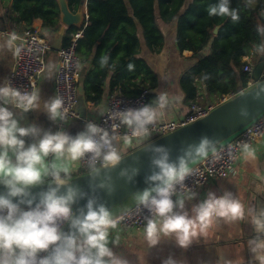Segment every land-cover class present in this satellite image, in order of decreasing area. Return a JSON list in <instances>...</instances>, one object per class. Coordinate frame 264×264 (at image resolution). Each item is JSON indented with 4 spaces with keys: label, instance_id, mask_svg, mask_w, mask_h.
Instances as JSON below:
<instances>
[{
    "label": "clouds",
    "instance_id": "9594fccd",
    "mask_svg": "<svg viewBox=\"0 0 264 264\" xmlns=\"http://www.w3.org/2000/svg\"><path fill=\"white\" fill-rule=\"evenodd\" d=\"M207 13L210 17H230L233 22L240 19L230 0H218L208 7ZM256 31L264 36V25L258 24ZM15 51L18 54L20 49ZM256 51L264 54V41L256 46ZM109 60L108 55H102L101 68L108 66ZM115 66L111 65L113 69ZM48 68L51 71L52 65ZM127 68L131 72L135 66L129 63ZM252 94L264 97V84L258 85ZM40 102L38 90L22 92L7 79L0 83V185L6 189L0 195V264H129L110 247L117 243L110 241L109 236L118 223L111 212L95 199H89L86 212L81 210L78 216L72 207L83 196L71 186L69 163L87 159L90 173L97 171L98 164L117 165L122 156L116 135L91 121L75 136L63 129L44 130L36 123L22 125L16 110L27 113L38 109ZM169 103L168 94L161 93L154 103L126 108L114 115L131 130L133 137L143 141ZM63 107L64 101L59 95L44 101L47 117L52 122L65 119ZM100 114H104L103 110ZM241 115L246 112L242 111ZM25 138H31L32 142L26 145ZM242 147L247 155H255L250 145L245 143ZM211 148V142L204 138L195 155H206ZM152 152L151 163L156 171L148 177L150 186L137 194L138 204L150 214L145 217L143 229L149 246L154 247L162 238L169 237L186 249L194 239L206 235L219 219L236 222L247 215L256 233L247 242L251 253L249 264L253 261L264 264V207L246 209L231 192L225 191L218 197L209 191L190 214L185 210V202L193 200L196 193L191 191L185 198L177 190L190 174L187 161L180 158L172 162L163 146L153 147ZM44 185L47 190L40 193L39 203L33 207V201L28 199L29 190ZM62 188L66 192L60 195ZM14 198L19 202L14 203ZM25 203L27 210L21 207ZM64 225H68L69 231L65 232ZM163 264H177V261L169 257ZM219 264L233 262L221 259Z\"/></svg>",
    "mask_w": 264,
    "mask_h": 264
},
{
    "label": "crops",
    "instance_id": "0c3cea01",
    "mask_svg": "<svg viewBox=\"0 0 264 264\" xmlns=\"http://www.w3.org/2000/svg\"><path fill=\"white\" fill-rule=\"evenodd\" d=\"M11 1L0 0V29L3 32L21 34L26 28H32L38 32L39 36L49 45L50 50L45 56V69L38 77L35 90H38L41 97L40 106L27 113L16 110L17 119L21 124L27 126L29 123H36L44 130L57 131L56 121L48 119L44 109V101L54 96V77L58 64V52L63 48L64 39L70 37L71 28H65L63 38L58 50L53 49L58 33L63 24L61 17L58 20V30L52 31L42 27L40 19L35 20L30 26H26L17 20L16 14L11 12ZM82 14L81 27L88 23L87 3L83 2L76 11ZM163 33L164 42L160 49L150 50L145 44L142 31L138 29L140 41V54L144 58L149 68L155 75V81H145L142 83L134 76L122 73L119 74L117 66L113 69L111 65L101 68L99 59L95 54V48L88 54L86 52L78 55L80 58V70L78 74V103L77 112L79 119L70 120L63 130L75 136L84 129L85 120H97L105 112L108 99L118 91L125 96H135L143 87L149 89V103H154L161 93H167L170 103L163 110V116L158 122L175 121L183 118L189 110L192 100H197L201 105L211 107L218 106L224 99L242 92L246 86L239 79L236 81L235 89L237 93L219 94L217 91H209L205 83L199 78L194 79L195 95L193 99L188 97L183 89L182 76L209 50L202 55L188 59V53H182L175 44V23L166 25L158 22ZM76 28V27H75ZM83 33L81 31L82 38ZM10 42V43H9ZM101 42L98 40L97 45ZM17 42L12 41L7 35L0 37V83L8 80L13 69L15 48ZM84 50V49H83ZM96 56V58H95ZM264 57V54L257 51H249L242 58L243 65L251 62L254 67ZM52 65L49 71L48 66ZM116 65V63H114ZM129 73V71H128ZM246 75V74H245ZM253 79V78H252ZM254 80V79H253ZM245 87V88H244ZM244 88V89H243ZM26 145L31 143V138H25ZM151 142V138L141 141L138 139L122 140L118 143L121 156H124L143 145ZM255 150L254 156L247 155L244 151L239 157L235 171L225 177L215 179L199 188L193 200L185 202V210L191 214V209L203 201L209 191L218 197L225 191L237 196L246 209L249 207H264V141L250 146ZM52 158L49 157V160ZM71 178L79 175V163H69ZM137 201L130 202L123 209L112 213L113 218H117L124 210L129 209ZM256 233L250 223V218L246 215L244 220L228 222L219 219L207 232L194 239L193 243L186 249L180 248L173 238L164 237L160 243L150 247L145 239L144 231L124 230L117 226L110 230V241H117L115 246L110 245L113 251L126 258L129 264H163V261L172 257L177 264H219L221 259L230 260L233 264H249L251 253L248 250V240ZM252 264H258L253 261Z\"/></svg>",
    "mask_w": 264,
    "mask_h": 264
},
{
    "label": "trees",
    "instance_id": "16d2710c",
    "mask_svg": "<svg viewBox=\"0 0 264 264\" xmlns=\"http://www.w3.org/2000/svg\"><path fill=\"white\" fill-rule=\"evenodd\" d=\"M5 1H11V12L24 25L30 26L40 19L43 28L58 30L60 11L56 0ZM84 1L88 23L81 28L71 27L69 34L83 33L77 41L76 53L88 54L95 48L97 59L108 55L109 65L116 63L119 74L132 75L142 83L155 81L154 73L139 56L137 33L140 28L150 50L160 49L164 37L159 21L166 25L175 23V44L181 55L188 53V59H192L209 50L182 76V87L191 99L195 95V78L202 80L209 91L237 93V79L244 86L247 81V75L240 71L243 56L256 51V46L264 41V36L256 31L258 24L264 25V0H230L231 7L239 12L238 22L230 17L208 15V7L218 0H67V3L76 11ZM69 41L70 37L64 39L63 46ZM129 63L135 68L128 73Z\"/></svg>",
    "mask_w": 264,
    "mask_h": 264
},
{
    "label": "built area",
    "instance_id": "2783aa9c",
    "mask_svg": "<svg viewBox=\"0 0 264 264\" xmlns=\"http://www.w3.org/2000/svg\"><path fill=\"white\" fill-rule=\"evenodd\" d=\"M3 35H7L12 41L17 42L16 48L20 49L18 54L15 51L13 69L8 80L14 86L20 88L22 92L35 90L38 77L45 69V56L50 50L49 45L32 28H26L21 34H9L0 29V37ZM80 37L81 31L72 34L69 44L61 48L58 52V64L54 77V95H59L63 99L64 107L62 111H64L65 115L64 120L57 119L56 121L58 130L64 129L70 120L79 119L77 112V83L80 70V58L76 53V47ZM262 62L263 66L259 81L264 80V57ZM253 70L254 65L251 62H247L242 67V71L248 75L247 86L244 90L249 89L256 83L252 79ZM227 100L224 99L221 103ZM146 104H149V89L146 87L142 88L135 96H125L118 91L108 99L106 110L99 119H87L84 122L86 124L91 121L108 129L110 133L116 135L118 146V143L122 140L138 138L133 137L131 130L125 125H122L114 114L126 108H139ZM213 108L215 107L201 105L197 100H192L188 113L183 118L175 121L157 122L155 125L150 126V135L148 137L152 141L173 132L178 128L205 117ZM261 141H264V112L236 136L190 167V174L186 177L183 185L178 186V193L186 198L189 192H196L199 188L204 187L211 181L233 173L237 161L244 151L242 145L246 143L252 146ZM78 163L79 175L90 173L87 159ZM101 167L104 166L101 164L97 165V168ZM24 209L27 210V208ZM149 215L148 210L142 208L137 202L129 209L124 210L115 219L118 220L117 226L124 230L141 231L145 226V217Z\"/></svg>",
    "mask_w": 264,
    "mask_h": 264
},
{
    "label": "water",
    "instance_id": "95a60500",
    "mask_svg": "<svg viewBox=\"0 0 264 264\" xmlns=\"http://www.w3.org/2000/svg\"><path fill=\"white\" fill-rule=\"evenodd\" d=\"M56 1L61 23L64 26L60 29L56 43L53 45V49L58 50L65 28H79L82 23V14L79 11L73 12L69 8L67 0ZM262 60L263 58L256 64L252 73V78L256 83L216 106L205 117L158 137L122 156L121 161L115 166L97 168L95 173L72 177L71 186L83 196L73 204L74 213L78 216L81 210L86 212V204L89 199H95L99 204H103L111 214L134 201L138 193L150 186L148 177L156 171L151 163L153 147L163 146L166 148L172 162L185 158L187 166L190 168L198 160L240 133L264 112V97L257 98V95L252 94L258 85L264 84V80L259 81L263 66ZM242 111L246 112V115H241ZM204 138L211 142L212 148L206 155L197 156L195 150ZM46 190L47 185L29 190L28 199L33 201V207L39 203L40 193ZM65 192L66 189L62 188L59 194L63 195ZM5 193V187L0 185V195ZM13 202L18 203V198H14ZM21 207L27 208V204H21ZM64 230L65 232L69 231L68 225L64 227Z\"/></svg>",
    "mask_w": 264,
    "mask_h": 264
}]
</instances>
